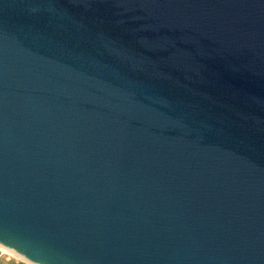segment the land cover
I'll return each mask as SVG.
<instances>
[{"label":"water","instance_id":"1","mask_svg":"<svg viewBox=\"0 0 264 264\" xmlns=\"http://www.w3.org/2000/svg\"><path fill=\"white\" fill-rule=\"evenodd\" d=\"M0 246L264 264V0H0Z\"/></svg>","mask_w":264,"mask_h":264},{"label":"crops","instance_id":"2","mask_svg":"<svg viewBox=\"0 0 264 264\" xmlns=\"http://www.w3.org/2000/svg\"><path fill=\"white\" fill-rule=\"evenodd\" d=\"M0 264H24L0 247Z\"/></svg>","mask_w":264,"mask_h":264},{"label":"bare ground","instance_id":"3","mask_svg":"<svg viewBox=\"0 0 264 264\" xmlns=\"http://www.w3.org/2000/svg\"><path fill=\"white\" fill-rule=\"evenodd\" d=\"M1 247V246H0ZM5 252H7V253H9L10 255H12V256H15V257H19V258H22L20 255H18L17 253H15V252H13V251H11V250H9V249H6V248H4V247H1ZM18 258V259H19ZM22 259H24V258H22ZM24 260H26V259H24ZM28 262H30V261H28ZM31 264H34V263H32V262H30Z\"/></svg>","mask_w":264,"mask_h":264},{"label":"rangeland","instance_id":"4","mask_svg":"<svg viewBox=\"0 0 264 264\" xmlns=\"http://www.w3.org/2000/svg\"><path fill=\"white\" fill-rule=\"evenodd\" d=\"M13 257H15V256H13ZM15 258H19V257H15ZM19 261H21L22 263H24V264H31L30 262H28L27 260H24V259H22V258H19L18 259ZM1 263V262H0Z\"/></svg>","mask_w":264,"mask_h":264}]
</instances>
